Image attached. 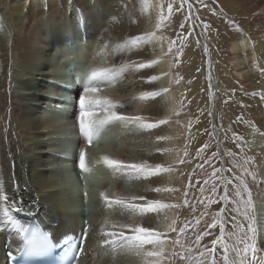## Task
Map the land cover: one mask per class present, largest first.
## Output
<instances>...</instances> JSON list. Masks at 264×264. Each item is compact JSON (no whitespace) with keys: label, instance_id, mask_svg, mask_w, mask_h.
Segmentation results:
<instances>
[{"label":"bare ground","instance_id":"6f19581e","mask_svg":"<svg viewBox=\"0 0 264 264\" xmlns=\"http://www.w3.org/2000/svg\"><path fill=\"white\" fill-rule=\"evenodd\" d=\"M137 1L121 6L117 1L104 5L102 0H0V178L10 195L12 181L19 185V191L15 193L17 200L30 204L39 197L30 210L13 213L25 227L39 225L52 232L57 240L62 234L79 237L85 221L96 229L91 238L92 255L82 264H129L130 258L118 249L113 252L102 246L101 220L144 223L163 230L167 223L179 219L180 213V207L163 209L159 215L152 213L143 219L136 214L114 217L105 209L100 216L94 214L85 201V191L93 198L99 190H106L128 197L144 195L163 203L179 204L185 184V176L180 174L187 167V162L181 164L179 161L189 159L193 154V125L189 110L187 112L190 102L184 93L193 97L199 76L188 87L176 83L180 72L189 71L196 62L193 46L190 38L169 40L166 33L174 31L171 24L176 18L173 14L168 17V26L160 21V10L138 9ZM218 6L221 20L207 11H203L200 19L202 22L205 18L203 22L209 25L205 29L202 24L203 34L218 58L222 78L228 85L237 82L241 88L250 81L264 96V72L260 71L264 68V0H225L219 1ZM73 7L83 10L86 26L76 27L74 14L69 15ZM145 34H153L148 43L142 41L137 47L124 50L123 54L116 47L129 37ZM105 42H110V49L98 55ZM179 42L182 49L178 52L175 49ZM228 58L230 65L226 64ZM152 60L158 63L150 69L128 73L126 78L107 87L105 95L124 105L127 113L144 115L151 120L168 118L170 122L135 135L126 134L121 127H113L102 143H94L88 149V154L91 160L102 154L128 161L148 160L152 164L171 166L173 171L148 179L129 177L122 180L105 175L101 180L98 177L106 170L93 164V177L87 181L81 179L79 173L74 177L70 169L75 171L76 168L79 172L77 160L80 148L84 147V141L74 127L78 94L82 89L77 77L82 78L88 69H84L83 75L71 77V84L67 82L70 87L65 86L66 70L79 63L89 68L110 66L113 62ZM229 67L237 72L236 75H230ZM245 69L246 72L242 71ZM152 75L161 79L149 84L146 80ZM163 88L169 91L155 99H134L142 93ZM247 91L251 90L248 88ZM255 100L248 97L244 102L254 119L253 126L249 127L251 151L262 171L251 191L255 203L257 245L261 249L259 254L264 256V221H260L264 215V113L253 105ZM72 101L75 103L71 104ZM262 103L264 106V99ZM160 136L169 139L157 141ZM157 149L168 151L158 152ZM156 187H174L180 191L171 194L151 191ZM101 207L99 203L95 205L97 210ZM190 217L187 212L186 219ZM233 228L239 230L235 225ZM19 242L16 230L0 219V264H7L10 257L18 255Z\"/></svg>","mask_w":264,"mask_h":264},{"label":"snow or ice","instance_id":"6c2138e0","mask_svg":"<svg viewBox=\"0 0 264 264\" xmlns=\"http://www.w3.org/2000/svg\"><path fill=\"white\" fill-rule=\"evenodd\" d=\"M187 0H181L180 10ZM207 7V5H204ZM148 7L159 8V19L163 22L166 17L164 15L163 4L149 5L148 0H143V8ZM191 9V4L188 5ZM174 4L167 5V15L170 17L173 13ZM74 14V21L77 28L86 26L87 18L82 9L71 8L69 15ZM215 14V12H213ZM183 27V25H181ZM205 29L209 25H204ZM153 34H145L142 36L129 37L123 44H118L116 47L123 51L137 47L142 41L148 40ZM174 43V42H171ZM70 53L73 51L71 41L69 42ZM110 49V42H105L102 46L101 55ZM172 52L171 44L169 53ZM158 63L156 60L149 62L129 61L128 63L116 64L113 62L110 66L89 67L83 77H77V83L82 85V89L78 94V114L75 118L74 127L77 129V134L84 141V147L79 150L77 167L81 179L87 181L89 177H93L92 165L98 169L106 170L105 173L99 175V179L103 180L107 175L109 178L126 179L131 177L134 180L148 179L149 177L157 176L163 172L173 171L172 167H165L162 164H152L148 160H124L114 158L108 154L98 155L94 160L89 159L88 149L94 143H102L107 132L113 127H121L126 134H138L144 131H150L159 128L161 125H166L170 122L168 118L151 120L148 117L140 114H131L125 111V106L112 100L108 95H105V89L115 82L126 78L128 73L139 72L142 69H150ZM260 71L264 72V68ZM166 75V74H165ZM161 79L160 76L152 75L147 77L146 82L152 84ZM180 81L177 79L176 83ZM168 88H163L159 91H151L142 93L134 99H155L166 94ZM264 99V96L261 97ZM179 115V113H174ZM237 120L242 121L241 117ZM169 139L166 136L157 137V141ZM232 139L237 148L243 150V137L232 134ZM209 148L208 144L203 145L197 150V157L201 152H206ZM158 152H166L167 149H157ZM185 151V156H187ZM228 155L236 158V153L229 152ZM217 153L212 154L215 159ZM187 160L181 159L179 163H186ZM204 163L211 165V160L205 158ZM255 158L246 156L243 163L240 164L242 171L232 179L225 181L223 185V194L217 199H213L212 195H205L206 188L200 187L199 192L203 199H200L197 205H190L187 196L188 191L185 190V199L180 204L163 203L157 199H148L144 195H134L131 197L118 195L106 190H99L93 198L85 191L83 197L90 204L92 211L96 215H103L105 209L109 210L114 217L123 215H139L143 219H147L149 214H160L163 209H172L184 206H190L195 210L199 205L211 206L219 204L221 200H229L228 185L235 181V188L232 191L235 193V203L238 205L234 210L240 212L239 205L244 208L243 215L247 217L246 230L243 225L235 224L236 217H232V222L235 227L243 232H232L230 236L236 237L231 243L225 233V223L221 220L219 224L220 235L210 241V246L203 244L205 236H210V229L217 228L215 220L211 224L197 232L192 229V237L189 238L191 222H179V219H173L167 223L163 230L156 227L146 226L144 223H125L119 219H103L100 221L99 235L102 241V246L111 249L115 252L117 249L126 257H129V264H264V256L259 253L261 249L257 245V227L256 217L252 214L255 209L252 191L248 186L247 177H251L253 183L257 178V171L253 169ZM203 168L204 164L198 165ZM223 169L214 168L212 179L216 178V174L222 172ZM229 172L233 169H228ZM223 180V176L220 177ZM209 180H204L203 184L207 186ZM13 192L8 194L5 190V182L0 178V219L5 223H10L20 237V242L17 245L18 254L22 260L19 264H55L59 261L60 264H80L82 259L91 257L92 245L91 238L96 234V229L85 221L84 228L79 237L62 234L59 240L54 234L43 230L39 225L36 227H25L13 215L31 209L39 201V197L29 202L17 200L15 193L19 191V185L12 181ZM199 184V181H197ZM191 187V184H189ZM156 193H176L180 191L174 187H156L151 189ZM215 183L207 188V192L211 194L217 193ZM235 197L233 199H235ZM99 203L102 205L100 210L95 208ZM227 209L221 208L220 213L223 214ZM206 211L201 213L204 216ZM167 219V217H165ZM199 217L195 219V225H200ZM92 229L90 232L89 229ZM59 253V255H57ZM249 253L251 255L249 256ZM10 255V253H9Z\"/></svg>","mask_w":264,"mask_h":264},{"label":"rangeland","instance_id":"374dc122","mask_svg":"<svg viewBox=\"0 0 264 264\" xmlns=\"http://www.w3.org/2000/svg\"><path fill=\"white\" fill-rule=\"evenodd\" d=\"M102 1L104 5H106V2L108 3L116 1V3L121 6L132 4V0ZM219 1L225 2V0H187V3H185L180 10H177V8L180 6L179 4H181V0H148L149 5H164V15L166 19L163 22L167 23L168 26H170V22L167 15V5L169 3L174 4L172 14L176 18V21L174 20L175 23L171 24V26L174 27V31L172 32V34H169L167 32L166 35H168L169 40L176 39L179 41V39L182 38L183 41L185 37L187 39L190 38V42L193 46V50L196 56V62L193 67L189 71L186 70L185 72H183L184 70H182L180 72L181 74H179L180 82L184 83L186 87L191 84L190 82L195 80L196 76H199L197 85L198 87L197 90L194 91L193 97H190V95H188L186 91L184 93L187 96V102H190V105L187 108V112L189 110L188 113L190 114V121L193 125V143H191L193 146V154L189 157V159H185L187 160V167H185L180 174L181 176H185V184L184 192L180 195L179 204L182 203L185 199L184 193L185 190H187V199L190 205H197L198 201L200 199H203L199 192L200 187L206 188V196L212 195L213 199H217L223 194V185L225 181L232 179L242 171V169L240 168V164L243 163L246 156L255 158L253 169L257 171V179L259 178L258 174H261L262 172L260 170L261 168L259 167L255 154L251 151L252 146L249 139V127L253 126L254 119L250 115V109H248L247 103L244 102L248 97L252 98L253 100L256 99L253 105L256 104V106L264 113V106L262 105L263 99L261 100L262 90L256 89L254 87V84H251L250 81H247L245 84L246 86H243V88H241L242 86L240 87V85H237V82L228 85L224 78H222L223 76L221 75V72H219L220 69L218 70V58H215L211 46L209 45V43H207L206 35H204L205 30L202 24H206L205 22H203L206 19L203 18V21L201 22L200 16H202L203 11H207V14H211L218 20H221L222 15L219 12ZM137 4L138 9H144L143 0H138ZM189 4H191L192 6L191 9H189L188 7ZM204 5H207V7H205ZM156 9L157 11L159 10V8ZM213 12H215V14H213ZM181 25H183V27H181ZM144 42L148 43V40H145ZM204 46H206L207 48ZM181 49L182 47L179 42V45L175 50L179 52ZM227 60L228 62L226 61V64L230 65L229 58ZM72 67L66 70L68 71V76L66 75L68 79L66 78V76L65 78L62 77L65 79L66 87H70L69 85L71 84L74 75H79V73L80 75H83L84 69H89L85 64L81 63ZM242 71L246 72L247 69ZM232 72L233 70L229 67V73L231 76L237 73L235 71L233 73ZM67 82H69L70 84L67 85ZM233 85H235V87ZM244 87H246L247 90L249 88L251 91H247ZM60 89L63 88L60 87ZM237 117H241L243 122L237 120ZM234 132L243 137V150L236 147L232 139V134ZM205 144L209 145L208 150L206 152H201L199 157H197V150ZM214 152L217 153V157L215 159L212 158V154ZM229 152L236 153V158L234 159L232 156L228 155ZM205 158L211 160V165L204 163ZM202 163L204 164V167H198V165ZM214 168L223 169V171L217 173L216 178L212 179ZM228 169H233V171L229 172ZM70 170L71 174L73 173L72 175L74 177H78L77 175L79 172L76 171V168L75 171L73 168H71ZM221 176H223V180L220 179ZM206 179L210 181L207 186L203 184V181ZM246 179L249 188L253 190L255 188V183H253L252 178L247 177ZM197 181H199V184H197ZM212 183H215L217 186L218 191L216 194L207 192V188H210ZM189 184H191V187H189ZM235 186V181L232 184L228 185L229 200H221L219 204L207 206V209L205 208L206 200L205 205H199L195 208V210H193V208L190 206L180 207L179 222H191L190 231L188 234L189 238L192 237L193 228L195 231L199 232L203 230L206 225L211 224L213 220H215V222L217 223V228L210 229L212 234L210 236H205L203 240V244L210 246V241L220 235L219 224L221 222V219L225 223V233L229 238V243L236 239V237L230 236L232 232H239L240 235H243V232L233 228L235 224H240L243 225L246 230V225L248 223L247 217L243 215L244 208L242 205H239L240 212H236L234 210L238 206L235 203V200L239 199L238 197H235V193L232 191ZM234 197L235 199H233ZM221 208H225L227 209V211L221 214ZM205 211L206 214L204 216H201V213ZM187 212H190L191 215L189 219H186ZM252 214L254 215V211ZM240 215L242 216V219H240ZM233 216L236 217L235 224L232 222ZM197 217H199L201 220V223L198 226L195 225V219ZM262 217L263 218H260V221H264V215ZM250 255L251 253H249V256Z\"/></svg>","mask_w":264,"mask_h":264}]
</instances>
